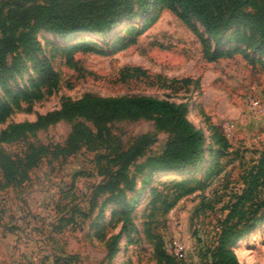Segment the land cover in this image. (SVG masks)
Listing matches in <instances>:
<instances>
[{
    "label": "rangeland",
    "instance_id": "rangeland-1",
    "mask_svg": "<svg viewBox=\"0 0 264 264\" xmlns=\"http://www.w3.org/2000/svg\"><path fill=\"white\" fill-rule=\"evenodd\" d=\"M250 1L264 5V0ZM135 4L130 25L136 30L122 37L136 36V43L127 49L116 50L113 43L94 36L91 45L105 54L78 52L68 58V44L39 29L34 32L38 48L20 47L8 58L9 66L20 55L24 65L15 76L0 70V101L12 107L0 123V153L15 155L27 144L62 145L79 120H61L36 131L28 127L67 101L151 96L186 105L188 119L207 138L206 124L225 135L230 149L220 158L222 173L204 180V171L196 170L192 176L206 186L164 214L152 208L153 191L172 195L179 176H155L145 184L124 226V213L145 183L148 159L160 154L174 133L155 118L116 121L109 129L124 147L138 140L147 145L127 170L130 184L121 185L114 195L96 194L106 181L99 173V158L110 153L105 145L48 156L17 184L5 185L0 174V264H165L156 245L173 256L175 241L182 250L178 261L209 264L206 252L227 214L224 205L244 187L252 160L264 151V70L257 62L264 56L249 50L208 61L199 34L175 14L157 4L144 14V7ZM0 9L5 11L1 0ZM196 27L206 37L204 28ZM43 59L49 60L54 75L49 87L35 85L42 76L35 65ZM129 68L144 75H132ZM233 249L242 264H264V221Z\"/></svg>",
    "mask_w": 264,
    "mask_h": 264
},
{
    "label": "trees",
    "instance_id": "trees-1",
    "mask_svg": "<svg viewBox=\"0 0 264 264\" xmlns=\"http://www.w3.org/2000/svg\"><path fill=\"white\" fill-rule=\"evenodd\" d=\"M1 1L5 11L0 9V70L6 69L5 72L10 76L20 72L24 61L20 55H16L8 66V58L14 53L18 54L20 47L38 48L34 32L39 29L67 43L68 58L78 52L105 54L91 45V38L94 36L102 39L105 44L113 43L116 50L134 45L136 36L126 40L122 35L136 30V27L130 25L135 17V3L144 7V14L150 5L155 4L162 5L175 14L194 33L199 34L202 53L208 61L233 58L249 50L264 56V5L256 7L250 0ZM197 23L204 28L206 37L198 31ZM251 62L256 63V60L251 59ZM257 62L261 63L264 70V60L259 59ZM35 68L42 73L35 85L49 87L54 80L49 60L37 62ZM130 69L133 70L132 75H144V71L139 68ZM187 82L189 80L185 79L184 83ZM22 100L24 99L20 101ZM11 109L7 102L0 101V123L6 121ZM187 116L186 105L151 96H85L67 101L60 109L38 117L28 127L36 131L61 120H79L72 126L65 142L52 148L27 144L15 155L0 153V174L5 185L17 184L25 180L28 172L48 156H70L83 147L95 149L105 145L110 153L99 158V173L106 177V181L97 187L96 194L114 195L113 192L121 185L130 184L127 170L143 155L147 143L145 140H138L133 145L124 147L121 139L110 132L109 126L124 119L155 118L161 128L171 129L174 136L160 154L148 159L145 183L124 213L123 225L126 226L132 207L146 189L145 184L155 176H179L174 183L175 191L172 195H161L153 191L152 208L164 214L183 197L204 188L206 178L213 174L218 177L222 173L220 158L228 154V139L210 124H206L207 131L210 132L207 138ZM102 161H105V165H100ZM252 161L244 187L231 195L224 205L227 214L220 223L213 248L206 252L205 258L209 264H242L233 246L264 221V151L261 157ZM196 170L204 171V180L192 176ZM205 206L202 205L201 208ZM159 244L158 242L156 245V253L161 261L165 264H185L176 259L179 257L167 255Z\"/></svg>",
    "mask_w": 264,
    "mask_h": 264
},
{
    "label": "built area",
    "instance_id": "built-area-1",
    "mask_svg": "<svg viewBox=\"0 0 264 264\" xmlns=\"http://www.w3.org/2000/svg\"><path fill=\"white\" fill-rule=\"evenodd\" d=\"M252 106L255 108L258 106V101H252ZM181 244H179L178 242H174V249H173V255L176 257H180L181 256Z\"/></svg>",
    "mask_w": 264,
    "mask_h": 264
},
{
    "label": "crops",
    "instance_id": "crops-1",
    "mask_svg": "<svg viewBox=\"0 0 264 264\" xmlns=\"http://www.w3.org/2000/svg\"><path fill=\"white\" fill-rule=\"evenodd\" d=\"M1 263V262H0Z\"/></svg>",
    "mask_w": 264,
    "mask_h": 264
}]
</instances>
